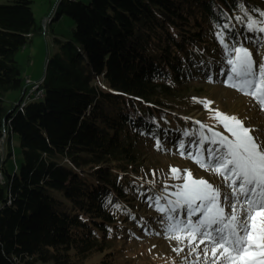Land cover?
Masks as SVG:
<instances>
[{"label": "trees", "instance_id": "trees-1", "mask_svg": "<svg viewBox=\"0 0 264 264\" xmlns=\"http://www.w3.org/2000/svg\"><path fill=\"white\" fill-rule=\"evenodd\" d=\"M33 1L0 2V264H83L97 253L111 264L109 242L142 190L131 174L143 139L162 136L167 118L180 123L169 109L194 66L218 53L217 25L245 11L264 19V0H58L54 17L67 14L72 31L55 33L44 97L22 106L16 56L43 30ZM12 90L21 96L8 101Z\"/></svg>", "mask_w": 264, "mask_h": 264}, {"label": "snow or ice", "instance_id": "snow-or-ice-1", "mask_svg": "<svg viewBox=\"0 0 264 264\" xmlns=\"http://www.w3.org/2000/svg\"><path fill=\"white\" fill-rule=\"evenodd\" d=\"M241 11H245L243 5ZM259 15L264 17V12ZM245 17L236 20L244 23L247 31L264 33V19H254L246 11ZM217 27L216 36L229 66L221 73L226 76L224 83L251 96L264 111V61L257 64L248 48L225 42V32L234 25ZM200 102L206 109L212 103L206 99ZM215 118L223 132L195 121L199 129L184 130L188 139L178 140L177 150L182 158L221 176L226 190L195 178L190 169L169 166L173 179L180 183L165 184L156 195H141L161 214L157 221L165 238L177 242L173 250L178 254L188 250L185 264L190 256H195L192 264H264V140L254 137L251 133L255 130L236 115L216 110ZM156 146L160 147L159 139ZM149 183L154 187V180Z\"/></svg>", "mask_w": 264, "mask_h": 264}, {"label": "rangeland", "instance_id": "rangeland-1", "mask_svg": "<svg viewBox=\"0 0 264 264\" xmlns=\"http://www.w3.org/2000/svg\"><path fill=\"white\" fill-rule=\"evenodd\" d=\"M2 1L5 0H0V2ZM56 2L57 0L33 1L37 22L43 25V30L41 33L35 34L33 40L17 53L16 57L22 66L25 85L24 96L18 105H22L28 92H34L28 81L36 82L44 79L47 59L57 50L54 43L55 33L69 35L72 31L73 21L67 14L54 17ZM235 20L236 18L234 19L236 35L234 34L230 41L225 42L230 46L237 42L238 45L242 44L248 48L257 64L264 61V33L250 32L246 28L241 31L240 25ZM46 27L49 31H46ZM217 52L215 56H206L207 62L204 65L194 66L193 69L196 71L188 75L184 85L185 89L180 93L181 97L178 94L175 99L178 100L175 107L169 109L171 113L179 116L175 119L180 123H174L173 119L166 117L167 124L163 133L161 132L162 136L153 135L149 139H143L141 151L144 158L140 167L141 172L131 174L134 179L142 182V190L137 195V199H134L135 203L133 207L131 206L133 211L130 210L129 215H125L124 219L120 221L121 227H123L121 228L122 233L109 242L111 247L107 257L110 258L111 264H185L188 250L179 254L173 250L177 246V242L165 238L163 229L157 221L161 214L148 203L146 195H141V193L156 195L165 184L180 183L173 179L169 166H175L181 170L190 169L195 178H204L214 186L220 187L221 191L226 190L221 176L199 168L191 159L182 158L177 150L178 140L188 139L183 136L184 130L196 131L199 129V125L195 121H201L206 126L212 127L213 130L223 132L222 125L215 118V112L219 110L222 113L236 115L246 127L255 130L251 133L254 137L264 140V111L251 96L243 95L224 83L226 76L221 73L222 71L226 73L229 66L222 45L219 46ZM201 62L203 63L204 59ZM36 93L35 90L34 94ZM20 96L21 91L19 90L9 91L6 95L8 101H14ZM193 98L198 99L193 100ZM28 99L30 100L29 96ZM204 99L212 102L207 109L200 102ZM157 139L160 140L159 148L156 146ZM6 141L7 138H5V155L8 151ZM10 146L16 153V156L13 153L10 163L15 164L16 159L20 162V137L18 134L13 135ZM153 171L156 173L155 176L152 174ZM153 180L155 181L154 187L149 183ZM169 190L175 191V188ZM132 196L129 195L128 198ZM170 198L174 199V197ZM102 258H104L103 254L97 253L85 260L83 264H100ZM194 260L195 256L188 257L187 264H192ZM41 264H54V262Z\"/></svg>", "mask_w": 264, "mask_h": 264}, {"label": "bare ground", "instance_id": "bare-ground-1", "mask_svg": "<svg viewBox=\"0 0 264 264\" xmlns=\"http://www.w3.org/2000/svg\"><path fill=\"white\" fill-rule=\"evenodd\" d=\"M48 28L46 27V31H48L47 30ZM46 33V32H45ZM47 34V33H46ZM48 60V59H47ZM43 81H44V79H40V80H38V81H34V83L32 84V83H29V84H31L32 85V88H31V90H34V92H28L27 93V95H26V99L23 101V103H22V106L29 100L28 99V96L30 97V99H37V98H41V97H44V95H45V89L43 88V86H42V83H43ZM35 90L37 91V92H40L39 94L38 93H36V94H34L35 93ZM4 135H5V138H7V136H8V133H7V130H5V133H4Z\"/></svg>", "mask_w": 264, "mask_h": 264}, {"label": "water", "instance_id": "water-1", "mask_svg": "<svg viewBox=\"0 0 264 264\" xmlns=\"http://www.w3.org/2000/svg\"><path fill=\"white\" fill-rule=\"evenodd\" d=\"M57 3H58V0L56 2V5H57ZM56 5H55V7H56ZM23 96H24V94H23ZM23 96H22V98H23ZM4 147H5V135L3 136L2 141H1V149H2L3 156L5 155V151H4L5 148Z\"/></svg>", "mask_w": 264, "mask_h": 264}, {"label": "built area", "instance_id": "built-area-1", "mask_svg": "<svg viewBox=\"0 0 264 264\" xmlns=\"http://www.w3.org/2000/svg\"><path fill=\"white\" fill-rule=\"evenodd\" d=\"M28 83H34V81L33 80H29ZM30 92H32V91H30ZM37 93L39 94L40 92H37Z\"/></svg>", "mask_w": 264, "mask_h": 264}]
</instances>
